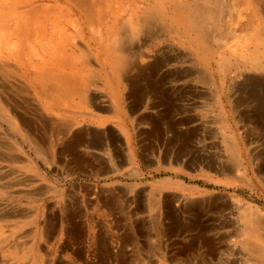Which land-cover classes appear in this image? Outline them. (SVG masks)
I'll use <instances>...</instances> for the list:
<instances>
[{
  "label": "rangeland",
  "instance_id": "rangeland-1",
  "mask_svg": "<svg viewBox=\"0 0 264 264\" xmlns=\"http://www.w3.org/2000/svg\"><path fill=\"white\" fill-rule=\"evenodd\" d=\"M88 1L95 11L106 6ZM112 1L118 27L131 10L142 17L161 5ZM238 3L213 0L229 9L210 38L264 27L262 8ZM34 8L49 9L30 33L37 54L0 53V264H263L242 236L254 226L242 216L264 229V65L231 54L239 38L226 36L225 49L213 38L205 49L149 20L137 35L124 30L116 71L68 0H0V16ZM39 27L83 57L48 67L90 75L86 100L74 96L56 111L35 89L40 74L29 64L50 59L36 42ZM171 47L182 55L167 64ZM172 66L183 71L180 87L166 83ZM159 83L169 92L165 116L152 89Z\"/></svg>",
  "mask_w": 264,
  "mask_h": 264
},
{
  "label": "bare ground",
  "instance_id": "bare-ground-1",
  "mask_svg": "<svg viewBox=\"0 0 264 264\" xmlns=\"http://www.w3.org/2000/svg\"><path fill=\"white\" fill-rule=\"evenodd\" d=\"M68 2L77 7V9L86 17L89 24L91 25L92 32L99 38L100 44L106 51L107 55L112 58L114 69L116 71H119L124 65V53L121 49V44L125 37L124 30H127L128 28L132 35H137L142 31L146 24L154 20L164 23L167 31L172 35L179 34L180 36L181 33L184 37H191L190 39L193 43H195V45L205 49H208L210 40L212 41L213 38H217V42H219L221 48L224 49L227 47L225 45V41H227L225 39L226 36L227 38L229 37L232 39L239 38L241 42L240 45L228 47L231 54L234 55L237 52L241 58L247 59V62L253 66L256 64L264 65V27L257 26L252 31V33L248 35L245 33V35L237 34L235 32L233 33L229 27L227 31L229 34L226 36L219 35L218 37L217 35H214L211 36L212 38H210V35L208 36L210 30L216 32L223 24L224 20L227 18L226 12L229 9L228 6L213 5V0H166V3L168 2L167 5H162L164 2L161 0V5L159 8H149L144 10V15L142 17H138L135 11L136 9L131 10L128 17L125 16L127 19L124 22V25L122 24L123 27L117 26V19L119 18L121 7L116 6L117 3H114L112 0H101L102 3L105 2L106 6L97 11H95L90 6L88 0H68ZM262 2L264 3V0H237L239 5L237 6L238 8L234 9L240 10L239 8L243 7L244 9L248 10L251 7H255V9L262 8L264 11V4ZM44 10L46 9L34 8L13 18L8 15L0 16L1 55L7 54L11 58L22 60L25 58L26 52L29 53L27 51L28 48L33 54H37V49L35 46L33 47L31 45L32 39H30V33H33L34 24L36 22H41V20L45 19L46 15L49 13V9L48 11ZM170 10L171 12L168 13ZM108 14L114 16V22L111 28H109L108 31L103 35L101 34L102 30H100V25L105 21ZM13 20H16L17 22L16 27L11 30L9 23H13ZM240 21L241 16L239 15L235 22L236 27H238ZM39 29L35 31L37 32L35 33L37 34L36 42L41 48L40 51L42 52L43 56L49 57L50 59L43 60L44 65L40 67L35 63L29 64V67L34 68L40 74V77L35 78L32 81L35 85V89L44 98H46V100H48L49 105L56 109V111H60V108L65 103V101L71 99L74 96H78L81 99L86 100V87H88V84L90 85L91 82L89 77L90 75L82 74L80 72L66 73L48 67L52 65L53 60L59 61V63L65 62L68 64H77L83 61V57H75L76 55L73 56L72 54H66L64 47L66 41L68 40H66L67 38L62 36V34L58 36L59 42L55 43L57 41H55L54 37H48L47 33ZM31 46L32 49L30 48ZM250 46H252L255 50L254 55L258 54V56H254V58L249 57L248 53ZM171 50V53H174V56L171 54L172 56L168 58L167 64H171L173 61L176 62L178 56L181 57L182 55V52H180L182 50L178 51L172 49V47ZM25 62L26 61H24L23 64H25ZM172 67L173 68L168 70V73L165 75V80H167L166 83H172L173 85L180 87L183 81V71L181 67ZM242 219L247 220V225H254L247 226L243 231L242 236H244L245 242L252 246V251L257 255V258L260 260V262L264 264V246L259 244L260 242L264 241V229L262 228L260 222L254 218L252 214H245L242 216Z\"/></svg>",
  "mask_w": 264,
  "mask_h": 264
},
{
  "label": "crops",
  "instance_id": "crops-1",
  "mask_svg": "<svg viewBox=\"0 0 264 264\" xmlns=\"http://www.w3.org/2000/svg\"><path fill=\"white\" fill-rule=\"evenodd\" d=\"M165 86L166 85L159 83V84H157V86L155 88H152V89H156L159 91L158 93H156V102L158 103L159 108H161L159 110L163 116H165V114L168 111V106H166L167 104H165L164 101H167V103H168V100H169L168 99L169 92L167 90V87H165ZM164 224H165V227L170 229V230H171V227L173 228V226L169 225V223H164ZM174 228H175V226H174Z\"/></svg>",
  "mask_w": 264,
  "mask_h": 264
}]
</instances>
